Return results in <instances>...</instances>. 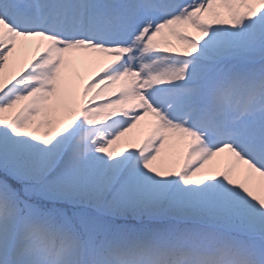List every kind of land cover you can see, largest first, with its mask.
Returning <instances> with one entry per match:
<instances>
[{
  "label": "snow or ice",
  "instance_id": "1",
  "mask_svg": "<svg viewBox=\"0 0 264 264\" xmlns=\"http://www.w3.org/2000/svg\"><path fill=\"white\" fill-rule=\"evenodd\" d=\"M0 264H264V0H0Z\"/></svg>",
  "mask_w": 264,
  "mask_h": 264
}]
</instances>
